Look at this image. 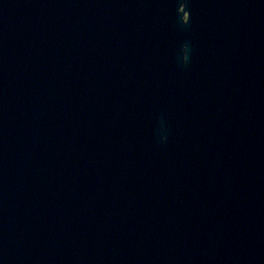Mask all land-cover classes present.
<instances>
[{
  "label": "water",
  "instance_id": "1",
  "mask_svg": "<svg viewBox=\"0 0 264 264\" xmlns=\"http://www.w3.org/2000/svg\"><path fill=\"white\" fill-rule=\"evenodd\" d=\"M0 264H264V0H0Z\"/></svg>",
  "mask_w": 264,
  "mask_h": 264
}]
</instances>
